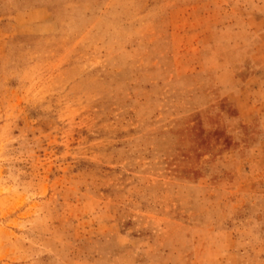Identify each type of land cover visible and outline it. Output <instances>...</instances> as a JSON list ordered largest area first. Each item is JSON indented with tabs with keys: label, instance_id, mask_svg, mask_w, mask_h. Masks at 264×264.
<instances>
[{
	"label": "rangeland",
	"instance_id": "1",
	"mask_svg": "<svg viewBox=\"0 0 264 264\" xmlns=\"http://www.w3.org/2000/svg\"><path fill=\"white\" fill-rule=\"evenodd\" d=\"M2 2L0 264H264V0Z\"/></svg>",
	"mask_w": 264,
	"mask_h": 264
},
{
	"label": "crops",
	"instance_id": "2",
	"mask_svg": "<svg viewBox=\"0 0 264 264\" xmlns=\"http://www.w3.org/2000/svg\"><path fill=\"white\" fill-rule=\"evenodd\" d=\"M3 4L2 0H0V6ZM7 5V4H6ZM11 5V4H10Z\"/></svg>",
	"mask_w": 264,
	"mask_h": 264
}]
</instances>
